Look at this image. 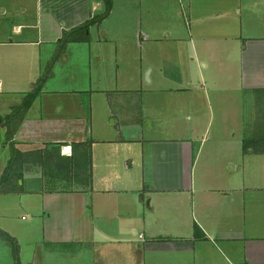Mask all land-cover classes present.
Returning <instances> with one entry per match:
<instances>
[{"label": "crops", "instance_id": "obj_1", "mask_svg": "<svg viewBox=\"0 0 264 264\" xmlns=\"http://www.w3.org/2000/svg\"><path fill=\"white\" fill-rule=\"evenodd\" d=\"M100 1L37 0V6L40 4L37 13L41 16L31 25L9 21L11 16L19 19L26 12L24 0H0V62L11 59V53L20 47L36 46L40 40L57 44L62 36L69 38L83 23L105 12L103 0V13H93ZM166 1L111 0L107 17L119 5L123 15L136 18L142 3L154 14ZM178 3L183 22L174 30L175 39L190 53L205 84L206 77L222 81L218 90L223 94L219 93L218 98L236 102L237 96L249 98L250 93L264 90V0H178ZM43 9L51 14L49 24L43 20ZM25 28L36 29V40L22 36ZM170 35L171 31L167 38ZM30 51L27 55L41 56ZM211 83L213 88L218 85L216 81ZM2 88L0 81V94ZM225 91L235 92V98L225 96ZM24 99L15 106H7L4 120H0L4 129V155H0V230L14 241L13 245L0 237V256L8 258L3 248L6 243L12 254L16 252L14 264H50L51 256L53 264H264V152H255L251 144L244 148L250 138L236 139L233 133L230 140L214 139L218 143L241 145L242 160L251 157V162L257 164L259 172L254 169L251 172L249 163L242 161L239 179L209 173L214 170L197 177L196 171L193 174L187 169L179 174V187L174 188L165 184L164 179L171 176L165 174L166 169L163 170L159 155L155 154L150 170L157 184L155 191L176 193L166 204H153L150 198L148 211L138 203L144 202L141 195L139 201L126 197L140 191L135 182L133 186L124 183L128 189L103 187L102 182L97 188L93 164L91 180L76 188L65 180L55 181L52 173H44L39 167L29 168L28 163L16 165L9 171L10 176L1 181L11 159V144L23 153H30L54 147V143H66L61 154L71 156L72 142H89L92 151L94 142L85 138L78 141L73 136L75 128L87 132L84 118L62 116L47 107L39 113L34 105L35 96L27 109L19 111ZM222 112L234 113L228 108ZM8 129L13 135L7 140ZM226 161L231 162V157ZM236 168L234 164L232 170ZM158 205L162 211L166 206L170 210L167 214L159 213ZM22 211L27 218L20 216ZM184 225L185 230L181 229ZM25 256L27 262L23 260ZM61 258L63 262L59 261Z\"/></svg>", "mask_w": 264, "mask_h": 264}, {"label": "rangeland", "instance_id": "obj_2", "mask_svg": "<svg viewBox=\"0 0 264 264\" xmlns=\"http://www.w3.org/2000/svg\"><path fill=\"white\" fill-rule=\"evenodd\" d=\"M24 1L26 12L19 19L11 16L9 21L33 25L41 16L37 13L40 4L37 6V0ZM103 5L101 0L93 13L101 15ZM144 5L139 7L141 13L136 18L123 15L124 10L117 5L110 17L91 23L88 29L78 30L69 38L62 36L57 44L40 40L41 44L23 46L11 53V59L0 62L3 84L0 120H4L7 106H15L29 95L36 97L34 105L39 113L47 107L62 116L84 118L87 132L84 134L75 128L73 136L78 141L85 138L94 142L91 166L94 165L96 187L102 182L103 187L119 190L127 188L124 183L133 186L135 182L140 191L126 197L139 201L141 195L144 202L138 203L148 210L150 198L153 204H166L176 193L155 191L156 180L153 181L150 172L155 154L159 155L165 174L171 176L164 179L167 183L163 182L174 188L179 187V174L187 169L193 174L196 171L197 177L214 170L209 173L239 179L241 162L247 161L251 172L252 169L259 172L251 157L242 160L241 145L229 143L230 146L228 142L218 143L214 139L230 140L233 133L236 139H259L260 128L264 126V93H250L249 98L237 96V103L231 98L220 100L219 93L223 92L218 89L222 88V81L206 77L205 84L198 65L175 39L174 30L183 22L178 0H167L154 14ZM43 13L44 22L49 24L51 14L45 9ZM169 31L171 35L167 38ZM22 36L36 40V29L25 28ZM29 48L41 56L27 55L31 52ZM211 80L218 84L216 88L211 86ZM226 95L235 98V92L225 91ZM225 108L234 113L222 112ZM1 127L0 155H4ZM57 148L62 155V147ZM57 148L53 147L49 159L27 162L28 167H39L44 173H52L55 181L65 180L75 188L87 184L88 165L76 157L74 169L69 168L71 165H66V161L55 158ZM41 150L30 153L36 155ZM227 157L232 161H226ZM234 164H237L236 171L232 170ZM160 208L162 214L170 210L167 206L165 211ZM21 215L27 218L25 211ZM5 244L8 258L0 256V264H14L16 252L12 254ZM50 258L49 263L53 264V257ZM23 260L27 262V256Z\"/></svg>", "mask_w": 264, "mask_h": 264}, {"label": "trees", "instance_id": "obj_3", "mask_svg": "<svg viewBox=\"0 0 264 264\" xmlns=\"http://www.w3.org/2000/svg\"><path fill=\"white\" fill-rule=\"evenodd\" d=\"M105 5H106L105 12L101 16L93 17L92 19L83 23V25L79 26L80 30L84 31L85 29L88 28V26L91 23H94L99 19L107 17L110 13V10H111V5H112L111 0H105ZM74 39L78 40V38H74ZM260 93H264V90H262ZM33 99H34V97L32 98L30 95L28 97L26 96L24 101L22 102V104L20 106L21 108L19 109V111L21 109H23V110L27 109L31 105ZM263 114H264V112H263ZM262 119H264V115H263ZM262 124H264V121ZM6 135H7L6 136L7 140L11 139L12 135H13V131L8 129ZM65 144L66 143H54V145H55L54 147H55V149L57 147L60 148ZM248 144H251L250 146L253 147L255 152H264V126H262L260 128L259 139L255 138V139H250L248 142L246 141L244 148ZM71 147L73 150V153L71 156L60 155V153L58 152V148H57V156H55V158H57L58 160L66 161V165H68V166L71 165L69 168H71V167L73 168V166L75 165V162H76V157H78L82 161V163L85 162L88 165V177H89V180H91V163H92V160H91L92 157H91V151H90L91 144L89 142H77V143L72 142ZM45 148L46 149H43L41 151H37L35 153L36 155H33L32 153H23V152L19 151L18 149H16L14 147L13 144H11V146H10L11 159L8 162V166L6 169L7 171H5V173L3 174L1 181H4L5 179H7L10 176L9 171L10 170L12 171V168H14L16 165H23L27 162L34 161L36 159H41V158L46 160V159H49L48 157H52L53 152H51V151L53 150V146H47ZM46 154H47V156H46ZM37 155L39 157L33 158V157H36ZM77 163H80V162H77ZM75 168H76V166H75ZM1 183L2 182H0V185H1ZM198 231H199V228L196 227L195 234H198ZM0 237L14 245L13 237H11L7 232L0 230Z\"/></svg>", "mask_w": 264, "mask_h": 264}, {"label": "water", "instance_id": "obj_4", "mask_svg": "<svg viewBox=\"0 0 264 264\" xmlns=\"http://www.w3.org/2000/svg\"><path fill=\"white\" fill-rule=\"evenodd\" d=\"M147 75H148V73H147ZM148 78V77H147Z\"/></svg>", "mask_w": 264, "mask_h": 264}]
</instances>
